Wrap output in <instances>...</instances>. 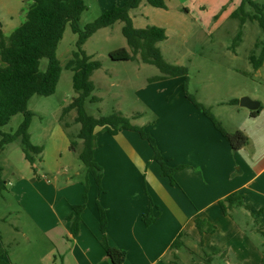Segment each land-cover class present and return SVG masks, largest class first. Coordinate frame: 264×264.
Here are the masks:
<instances>
[{
	"label": "crops",
	"instance_id": "1",
	"mask_svg": "<svg viewBox=\"0 0 264 264\" xmlns=\"http://www.w3.org/2000/svg\"><path fill=\"white\" fill-rule=\"evenodd\" d=\"M29 1L0 0V31L9 35L24 22ZM71 57L72 52L66 62ZM229 101L222 103L227 108L223 114H212L226 132L245 133L247 145L238 151L231 150L207 117L181 101L168 105L159 128L146 129L170 167L184 166L174 173V184L161 174L160 166L152 159L151 147L137 132L122 130L109 135L96 128L93 157L102 168L103 192L99 195L95 181L88 177L85 208L75 237L68 217L71 207L84 201V166L69 150V140L57 119L51 129L42 132V143H32L44 149L35 164L54 182L43 181L35 171L30 182L17 178L11 184L14 200L19 202L28 196L26 206L20 205L27 221L20 230L33 246L28 259L38 253L39 264H113L100 244L98 202L106 214L108 245L125 252L122 264H169V247L181 232L187 235L184 250L188 248L187 240H192L197 245L202 243V254L207 251L224 264H264L263 241L257 232L258 225L264 224V104L260 103V112L252 117L250 110ZM74 126L76 132L79 127ZM63 167L72 170L73 176L59 181ZM235 192L244 196L249 210L234 208L229 215L223 214L218 202ZM233 212L246 224L240 223ZM147 216L155 219L149 226L144 223ZM196 218L213 225L215 231L200 235ZM1 241L0 232V248L4 249ZM179 251L172 254L186 264ZM9 254L3 256L9 264L32 263L27 256L14 260Z\"/></svg>",
	"mask_w": 264,
	"mask_h": 264
},
{
	"label": "rangeland",
	"instance_id": "2",
	"mask_svg": "<svg viewBox=\"0 0 264 264\" xmlns=\"http://www.w3.org/2000/svg\"><path fill=\"white\" fill-rule=\"evenodd\" d=\"M251 1L259 6L264 5V0ZM123 2L124 0H84L86 10L79 21L80 29L83 30L103 12ZM240 4L241 0H166V9L153 8L143 2L139 8L130 12L136 28L157 26L166 30V40L157 44L164 59L170 64L188 69L189 93L195 95L197 101L205 107H211L212 109H209L214 114H223L227 108L222 103L232 99L247 97L264 104V64L256 74L249 61L252 54L256 58L259 57L260 50L255 49L254 45L262 40L264 35L256 21H247L241 28V40L235 45L239 21L231 18V14ZM246 10L253 13L249 7H246ZM122 26V22H116L110 27L98 30L82 47L88 56L101 63V68L91 77L95 87L92 95L100 101L87 102V113L94 117L113 113H121L124 116L140 114V117L130 121L142 124L141 127H145V131H150L152 128H159L165 117L163 112L168 105L181 101L195 109L184 97L182 77L168 82L151 83L149 78L161 75L155 66L144 64L139 59L127 62L110 59L109 53L118 48L129 50L121 33ZM76 40L77 35L73 34L67 25L57 47V58L62 72L55 94L49 97L35 95L28 102V110L34 114L29 129L32 143L43 142L42 132L45 133V129H51L55 125L61 108L75 96L72 72L66 70L64 65L67 56L76 50ZM47 63V59H42L40 69L44 71ZM70 114L66 120L72 123ZM23 119V114H16L7 125L0 126V133L15 132ZM74 131L75 126H72L70 132ZM0 167L3 169L2 179L6 183L5 189L0 190L1 243L14 260H23L24 256L28 259V256L33 254L30 251L33 246L31 247L20 230L27 224L21 206H26L28 196L21 201L18 199V202L14 200L10 190L11 184H14L17 178L28 183L35 175L33 168L24 158L19 141L4 146L0 152ZM34 169L38 177L42 176L43 181L52 182V176L44 175L38 164H35ZM82 169L84 177V167ZM59 175H62L59 176V181H64L66 176H73L72 170L68 171L64 167L60 169ZM233 213L237 215L236 219L240 223L246 224L242 216ZM16 228L20 231L17 232ZM258 237L264 241L262 236ZM32 238L35 242V237ZM187 247L186 250L179 251L180 259L184 263L206 264L202 248L197 243L187 240ZM40 255H32L28 261L31 260V264H39ZM167 258L173 259L172 252ZM211 264L224 262L213 258Z\"/></svg>",
	"mask_w": 264,
	"mask_h": 264
},
{
	"label": "trees",
	"instance_id": "3",
	"mask_svg": "<svg viewBox=\"0 0 264 264\" xmlns=\"http://www.w3.org/2000/svg\"><path fill=\"white\" fill-rule=\"evenodd\" d=\"M142 1L149 6L157 9H166L165 0H125L122 4L115 5L109 10L103 12L95 21L87 24L84 29H80L79 21L82 13L86 10L84 0H30L24 22L9 35L0 31V126H5L16 114H23L24 119L17 130L13 133H0V152L4 146L15 141H19L25 160L33 166L43 152L42 146L33 145L30 140L29 127L33 113L28 110V102L31 97L37 95L49 97L55 94L59 83L62 67L57 58V47L63 38L67 25L73 34L77 35L75 43L76 50L72 52V57L66 62L64 68L72 72V87L75 96L70 103L61 108L58 122L69 140V150L75 153L82 162L85 170V176L82 181L84 185L83 203L73 205L72 213L68 217L71 222L70 231L75 237L79 231L80 214L85 208L87 197L88 177H91L97 187L100 195L103 190L101 187L102 168L94 161V150L96 148V137L94 131L101 128L103 132L109 135H116L122 130L134 131L148 142L153 151L152 159L161 168V174L167 177L171 184H174V173L184 168V166L170 167L163 157L159 154L155 140L144 129L134 125L130 120L140 117L135 114L132 118L126 117L121 113H113L108 116L94 117L87 113L86 103H98L99 98L93 96L94 84L91 80L93 73L101 68L99 61L93 60L82 49L85 42L98 30L107 28L116 22H122L121 33L125 38L129 50L118 48L109 53L113 61H134L140 60L144 64L155 66L161 75L153 76L148 79L149 82H160L172 78H183L182 89L184 97L207 117L214 128L228 142L231 150L238 151L247 145L248 139L245 133L238 130L234 133H228L212 114L211 110L197 101L195 95L188 91V69L184 66H178L168 63L158 43L166 40L167 35L163 28L148 26L137 29L129 15L131 10L137 9ZM246 7L252 9L251 14ZM231 18L239 21V30L235 36L234 43L237 45L241 40V28L247 21H256L264 35V5L259 6L251 0H241L239 7L232 12ZM255 49L260 50V55L256 58L253 54L249 56V61L253 69L257 70L264 62V37L254 45ZM42 59H47V67L43 71L40 69ZM229 104L237 105L239 100L233 99ZM262 107H260L261 109ZM251 111V116L260 112ZM74 112L75 117L72 123L66 118ZM77 125L76 132H70V128ZM35 173V169L33 168ZM3 169L0 167V190L5 189V181L2 179ZM219 206L223 214L229 215L234 208H244V196L239 192L232 193L219 201ZM99 227L102 234L100 244L106 254L112 259L113 264H122L125 259V252L112 248L108 245L105 232L107 228V219L104 209L97 202ZM155 219L149 216L145 217L146 226L151 225ZM195 227L200 235L213 233L215 227L208 224L205 220L196 218ZM258 225L257 221L255 222ZM263 225H258L257 232L261 234L264 240ZM185 232H181L171 243L169 250L171 252L185 248ZM202 247V243L199 242ZM264 263V241L262 247ZM6 251L0 248V264H9L3 260ZM206 264H211L213 255L204 251ZM169 264H182L179 257L173 254V259Z\"/></svg>",
	"mask_w": 264,
	"mask_h": 264
},
{
	"label": "water",
	"instance_id": "4",
	"mask_svg": "<svg viewBox=\"0 0 264 264\" xmlns=\"http://www.w3.org/2000/svg\"><path fill=\"white\" fill-rule=\"evenodd\" d=\"M239 106L243 107V108H247L250 111H257L259 109V107H260V103L257 102V101H253V100H251V99H249L247 97H242L239 100ZM109 260L112 263V259L109 258Z\"/></svg>",
	"mask_w": 264,
	"mask_h": 264
}]
</instances>
